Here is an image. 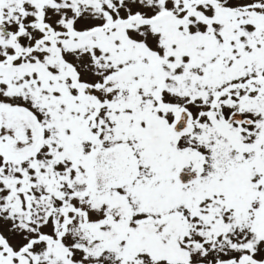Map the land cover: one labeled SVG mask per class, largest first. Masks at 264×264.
<instances>
[{"label": "snow or ice", "instance_id": "obj_1", "mask_svg": "<svg viewBox=\"0 0 264 264\" xmlns=\"http://www.w3.org/2000/svg\"><path fill=\"white\" fill-rule=\"evenodd\" d=\"M0 264H264V0H0Z\"/></svg>", "mask_w": 264, "mask_h": 264}]
</instances>
